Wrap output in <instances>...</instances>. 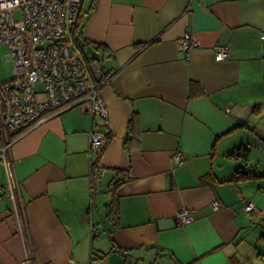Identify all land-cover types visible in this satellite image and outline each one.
<instances>
[{
	"label": "crops",
	"instance_id": "0c3cea01",
	"mask_svg": "<svg viewBox=\"0 0 264 264\" xmlns=\"http://www.w3.org/2000/svg\"><path fill=\"white\" fill-rule=\"evenodd\" d=\"M80 19L84 54L111 78L107 123L94 119L102 176L86 105L48 113L14 143L12 173L0 161V264H264V208L243 210L257 178L239 177L264 144V0H82ZM240 146L248 159L229 156ZM181 209L192 223L175 222Z\"/></svg>",
	"mask_w": 264,
	"mask_h": 264
},
{
	"label": "built area",
	"instance_id": "2783aa9c",
	"mask_svg": "<svg viewBox=\"0 0 264 264\" xmlns=\"http://www.w3.org/2000/svg\"><path fill=\"white\" fill-rule=\"evenodd\" d=\"M82 0H0V45L9 48L7 62L12 65L10 80L0 82V161L12 173L8 156L14 143L42 122L46 115L74 105H86L93 117L87 155L92 179L102 176L97 159L109 136L94 129V119L107 123V109L101 90L110 77L90 61L79 48L76 36L81 28ZM15 13L20 17L16 19ZM264 37V36H263ZM199 42L190 34L177 41L178 50L188 54ZM230 58L228 46H218L215 60ZM40 83L43 90L37 91ZM182 155L173 162L181 163ZM3 185L0 183V190ZM11 188V186H10ZM264 192V182L260 187ZM246 213L257 212L247 202ZM178 225H188L193 217L181 209L175 215ZM264 261V258L262 259ZM88 264H102L92 253Z\"/></svg>",
	"mask_w": 264,
	"mask_h": 264
},
{
	"label": "rangeland",
	"instance_id": "374dc122",
	"mask_svg": "<svg viewBox=\"0 0 264 264\" xmlns=\"http://www.w3.org/2000/svg\"><path fill=\"white\" fill-rule=\"evenodd\" d=\"M14 17L18 19L20 17L19 13H15ZM9 53V48L6 45H0V82H6L10 80L11 78V72H12V65L7 62V54ZM37 91L43 90V85L38 83L36 86ZM251 154H250V162L249 164L254 167V171L259 175H264V144L259 143L258 141H253V143L250 144ZM263 178H257L255 181H252L251 183H254L255 185L252 186L254 189L253 194L251 197H248L251 199L257 206L258 209L262 210L264 207V199L260 202L256 198H254L255 193H258L259 195H262L261 197L264 198V192L261 193L257 190V186L259 184L261 185L263 183ZM251 191V189H250ZM264 210V209H263ZM101 229V228H99ZM101 237L105 238V234H103L102 231H100Z\"/></svg>",
	"mask_w": 264,
	"mask_h": 264
},
{
	"label": "trees",
	"instance_id": "16d2710c",
	"mask_svg": "<svg viewBox=\"0 0 264 264\" xmlns=\"http://www.w3.org/2000/svg\"><path fill=\"white\" fill-rule=\"evenodd\" d=\"M76 41H77V45L79 46V48L83 51L85 46L88 45L87 43H89L85 37L82 35V29L79 28L78 30V33H77V36H76ZM95 49L96 50H101L102 52L103 49L99 46V45H95ZM93 62H95V59L92 60ZM249 153H250V149L249 147L247 146H240L239 148L235 149L229 156L233 157L234 159L236 160H239V159H243V160H246L248 159V156H249ZM240 178H245V179H256V178H259L258 175L255 174V171L252 170L249 174L247 175H240L239 176ZM234 180V179H233ZM113 202L112 201L110 204V207H112L113 205ZM114 206V205H113ZM111 214L112 216H116V213L113 212V210L111 208H109V210L107 211V215ZM113 216V218H114Z\"/></svg>",
	"mask_w": 264,
	"mask_h": 264
},
{
	"label": "water",
	"instance_id": "95a60500",
	"mask_svg": "<svg viewBox=\"0 0 264 264\" xmlns=\"http://www.w3.org/2000/svg\"><path fill=\"white\" fill-rule=\"evenodd\" d=\"M237 166H238L239 168H245V165H244L242 162L238 163ZM249 171H250V168H248V169L246 170V173L249 172Z\"/></svg>",
	"mask_w": 264,
	"mask_h": 264
}]
</instances>
